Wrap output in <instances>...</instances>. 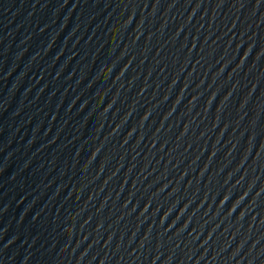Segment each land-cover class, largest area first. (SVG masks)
<instances>
[{"label":"water","instance_id":"95a60500","mask_svg":"<svg viewBox=\"0 0 264 264\" xmlns=\"http://www.w3.org/2000/svg\"><path fill=\"white\" fill-rule=\"evenodd\" d=\"M0 264H264V0H0Z\"/></svg>","mask_w":264,"mask_h":264}]
</instances>
